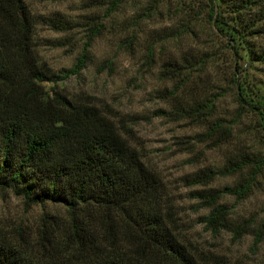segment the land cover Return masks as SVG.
I'll return each instance as SVG.
<instances>
[{
  "label": "trees",
  "instance_id": "16d2710c",
  "mask_svg": "<svg viewBox=\"0 0 264 264\" xmlns=\"http://www.w3.org/2000/svg\"><path fill=\"white\" fill-rule=\"evenodd\" d=\"M216 1L209 0L204 14L212 27L221 22ZM218 1L227 2L234 17L243 11L264 17V0ZM124 2L107 0L100 20L87 19L82 53L72 68L53 74L38 63L24 1L0 0V189L25 205L51 204L65 211L64 220L50 233L42 230L35 238L34 247L46 257L38 264H198L172 225L158 175L131 145L129 128L79 96L73 99L40 86L77 76L88 61L89 44L103 33L102 21L108 20L113 29ZM47 25L61 33L72 29L61 19H50ZM171 33L170 39L192 35L188 24ZM131 39H120L117 47L130 50ZM166 43L165 37L157 36L144 44L146 64L156 62L160 80L170 85L157 96L168 108L156 110L152 117L190 121L204 132L193 139L195 143L207 141L210 149L223 151L218 168L200 170L186 183L203 187L216 178L235 177L234 184L196 191L192 199L209 210L202 222L212 233L228 232L233 238L254 234L259 243L261 233H253L247 221L232 220L218 202L223 196L240 201L251 195L264 168V149L244 151L237 139L234 146L231 125L212 120L216 99L206 94L207 81L202 78L205 54L175 56V51L164 49ZM236 102L240 111L247 110L240 94ZM261 140L264 146V137ZM0 264L37 263L24 258L13 244L0 241Z\"/></svg>",
  "mask_w": 264,
  "mask_h": 264
},
{
  "label": "rangeland",
  "instance_id": "374dc122",
  "mask_svg": "<svg viewBox=\"0 0 264 264\" xmlns=\"http://www.w3.org/2000/svg\"><path fill=\"white\" fill-rule=\"evenodd\" d=\"M23 1L25 13L33 23L38 63L53 74L73 67L87 43V19L95 16L100 20L107 2ZM209 3V0H125L113 20V29H109L112 26L108 20L102 21L103 33L89 44L88 61L78 75L40 86L43 91L63 92L73 99L79 96L129 128L131 145L148 169L158 175L165 188L172 225L186 249H192L198 264H264V168L248 198L236 201L223 196L218 202L225 206L232 220L247 221L253 233L260 232V242L255 243L254 234L233 238L228 232L212 233L202 222L209 210L192 199V194L230 186L236 178H216L203 187L188 186L186 179L200 170L218 168L223 151L210 149L207 141L195 143L193 139L204 132L190 121L152 117L156 110L168 108L157 96L167 92L170 85L160 80L156 62L146 64L144 44L161 36L167 42L164 49L175 51V56L186 52L205 54L206 75L202 78L207 81L206 94L216 99L212 120L231 125L234 146L237 139L244 151H263L264 17H258L256 11H243L234 17L227 2L217 0L215 9L222 23L212 27L204 15ZM50 19L65 20L72 29L55 32L47 25ZM182 24L189 25L192 35L170 39L169 35L174 34L171 32ZM131 36L130 50L117 47L120 39ZM238 94L247 110H239ZM64 217L65 211L60 206H28L9 190L0 189V241L13 244L24 258L34 263L46 259L45 253L34 247L39 232L50 233Z\"/></svg>",
  "mask_w": 264,
  "mask_h": 264
}]
</instances>
